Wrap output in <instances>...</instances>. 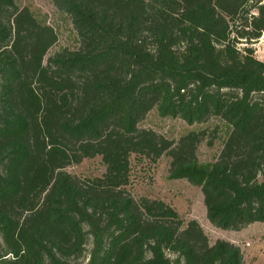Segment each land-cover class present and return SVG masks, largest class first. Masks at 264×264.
Wrapping results in <instances>:
<instances>
[{
  "label": "trees",
  "instance_id": "obj_1",
  "mask_svg": "<svg viewBox=\"0 0 264 264\" xmlns=\"http://www.w3.org/2000/svg\"><path fill=\"white\" fill-rule=\"evenodd\" d=\"M53 2L80 46L45 62L56 29L0 0V264H243L240 246L128 186L133 155L167 154L215 226L264 222V61L239 46L264 34V0ZM154 107L228 123L218 157L199 160L205 128L175 141L140 127ZM98 155L101 176L67 171Z\"/></svg>",
  "mask_w": 264,
  "mask_h": 264
},
{
  "label": "rangeland",
  "instance_id": "obj_2",
  "mask_svg": "<svg viewBox=\"0 0 264 264\" xmlns=\"http://www.w3.org/2000/svg\"><path fill=\"white\" fill-rule=\"evenodd\" d=\"M16 2L21 7H29L41 21L51 24L58 33V41L48 51L45 62L63 48H79L80 38L71 18L67 13L59 10L53 0H16ZM261 37L249 44L242 42L239 46H251L255 56L264 61V38ZM139 125L152 128L175 141L191 130L205 128L206 137L198 149V157L202 163H209L218 157L232 128L217 116L210 117L205 123L191 125L181 117L162 116L157 107L152 108ZM209 141L212 143L209 144ZM170 168L171 157L167 154L157 162L148 159L138 161L133 155L131 184L128 189L137 200L146 196L165 201L179 212L186 223L193 219L197 220L208 235L211 244L219 239L237 244L243 253V264H264V222H254L241 230L215 226L208 218L201 188L186 178H172ZM67 171L78 177L87 178L101 176L106 171V166L102 157L98 155L70 165ZM260 179H264V172ZM87 248L89 251L91 242L88 243Z\"/></svg>",
  "mask_w": 264,
  "mask_h": 264
},
{
  "label": "built area",
  "instance_id": "obj_3",
  "mask_svg": "<svg viewBox=\"0 0 264 264\" xmlns=\"http://www.w3.org/2000/svg\"><path fill=\"white\" fill-rule=\"evenodd\" d=\"M261 38H264V34H263V37H261Z\"/></svg>",
  "mask_w": 264,
  "mask_h": 264
}]
</instances>
